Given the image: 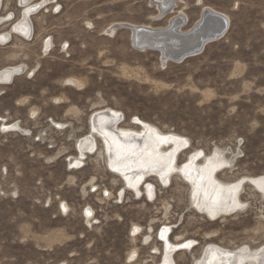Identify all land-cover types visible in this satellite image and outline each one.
I'll use <instances>...</instances> for the list:
<instances>
[{"label":"rangeland","instance_id":"rangeland-1","mask_svg":"<svg viewBox=\"0 0 264 264\" xmlns=\"http://www.w3.org/2000/svg\"><path fill=\"white\" fill-rule=\"evenodd\" d=\"M57 4V14L49 4L34 14L32 39L12 36L0 45V68L26 66L0 84V118L30 131L0 133V264H156L154 247L163 245L157 229L164 225L172 227V243L195 240L190 250L174 254L175 264H193L209 243L229 249L264 245V0H179L160 19L153 0ZM3 5L15 8L14 0ZM203 6L227 14L228 28L181 62L162 63L157 50L134 47L128 27L107 33L117 22L165 27L178 9L187 30ZM8 23L0 33H12ZM70 77L82 85H69ZM98 107L121 111L123 127L138 117L185 140L177 151L179 168L166 182L145 178L154 186L151 199L145 184L129 187L99 154L98 139L93 151L79 154L84 167L67 169V159L78 157V142L94 136L90 114ZM52 120L65 128L56 130ZM187 162L214 168L217 179L236 190L234 207L216 219L200 212L184 176ZM92 186L115 198L90 193ZM90 206L96 224L84 221Z\"/></svg>","mask_w":264,"mask_h":264},{"label":"bare ground","instance_id":"bare-ground-1","mask_svg":"<svg viewBox=\"0 0 264 264\" xmlns=\"http://www.w3.org/2000/svg\"><path fill=\"white\" fill-rule=\"evenodd\" d=\"M15 1L17 2L18 0ZM19 2L22 3L23 6L19 10L18 16H16L12 10L6 11L7 13L5 15L0 14V26L8 22V24H11L12 26V28L11 26L8 28V30L11 28V34H9V32L0 33L1 42L8 43L12 36L13 39L18 38L21 35L29 37L31 35L30 25L33 21L32 18L34 17V14L38 12V8L47 9L48 7H53V3H56L57 1L19 0ZM153 2H155L157 5L160 19L165 14L173 11L175 7H177L179 0H153ZM2 4L3 0H0V10ZM47 4H49V6L45 8ZM207 13L214 14L215 18L207 21L208 25L206 33L203 32L204 34L190 35L195 27L200 26L205 14ZM185 16L186 15L183 10L178 9V11H176V13L169 19L168 25L165 27L135 25L127 22L112 23L109 25L107 33L112 34L119 27H128L130 30H132V43L140 50H157L161 56L162 63H164L168 60L177 61L176 59L180 56L182 58L184 56L182 54L185 53L181 52L187 51V56L193 55L188 53V51L194 50L193 52H197L199 49L202 50L207 41V36H209L211 33L217 34L221 32V34H225L228 28L227 14L211 7L206 8L203 6L197 21H195L192 27L187 30L182 28V23L185 19ZM14 18L16 19L13 22ZM2 27L3 26L0 28ZM143 28L159 33L151 34L147 32L135 31L137 29ZM0 31L2 32L3 30ZM14 34L18 35V37H15ZM186 35L189 37L183 39V36ZM62 43L60 44V48L64 50V44ZM48 44L49 42L45 43V46L47 47ZM25 67L26 66L24 63H19L0 68V84H9L12 81L14 75L22 72ZM34 71H32V73H34ZM28 72H30V70H28L27 73ZM66 81H68L69 85L74 84L76 87L82 85L80 84L81 80H77L76 78L70 77ZM120 112L111 107H98L94 109V111L90 114L89 132L93 133L92 131L94 130L95 134L94 136L91 134L86 135L78 142V157H74L76 161H74L73 158V161L71 162L76 165L84 164L83 161L86 158L79 156V154L84 155L93 151L95 149V144H97L96 139H98L101 142L100 149L97 147L99 149V154H106V159L109 165L115 168L117 171L116 173H118L123 178L129 187L133 186L136 189L137 186H134V183H142V185L145 184V194H149L147 197L151 199L154 196H151L152 192H154V186L153 184L151 185L148 183L145 178L148 176H156L161 181L166 182L172 173L179 168L176 163V157L178 153L177 151L181 149L185 140L171 135H166L153 126V124L142 121L138 117L133 119L134 121L131 122L132 126L123 127L121 124ZM52 122L63 125L61 122H54L53 120ZM135 124H140V126L137 127ZM3 126L13 130H26L25 128H22L17 122H4ZM169 142L171 143V146L169 148H164L163 145ZM189 160L187 161L189 162ZM191 161L193 162V160ZM207 161L208 160H206V162ZM218 161H221V159ZM189 163L186 167L187 170L185 171L184 176L187 177L186 181L189 183L190 188L193 189L196 208L202 213L205 212L209 216H213V218L221 212L223 214L229 209L233 208V197L236 190L228 189L229 184L227 182L217 179L214 168H208L205 170V165L202 166L201 162H194V165L193 163ZM224 167H229V164L224 165L223 168ZM137 191L140 192L139 189ZM63 205L66 206L65 203H63ZM91 211V208L86 210V212ZM133 228L138 227L134 225ZM171 228L169 229V227L164 225L161 227V229H157V238L161 243H163V245L161 248L156 246L154 247L156 251H154L153 254L159 255V260L156 262V264H175L174 254L179 251V249L190 250V248L194 246L195 240L193 242V240L190 239L182 243L170 242L168 235L171 232ZM183 245L189 246L184 247ZM135 253L136 251L132 250L128 257H132ZM193 264H264V245L256 248L240 246L229 249L223 247L222 245L218 246L215 245V243H209L206 247L202 248L201 254L199 257L197 256V258H195Z\"/></svg>","mask_w":264,"mask_h":264},{"label":"built area","instance_id":"built-area-1","mask_svg":"<svg viewBox=\"0 0 264 264\" xmlns=\"http://www.w3.org/2000/svg\"><path fill=\"white\" fill-rule=\"evenodd\" d=\"M57 0H55V2H56ZM14 2H15V8L12 10V9H9V10H12L14 13H16V11H19L21 8H22V6H23V4L22 3H20L19 2V0L16 2L15 0H14ZM5 5V4H4ZM5 8V6L3 7V11L5 12V11H8V10H6V8ZM49 8H51V12L53 13V14H57L59 11H60V5L59 4H57V2L56 3H53V7H49ZM41 9V8H40ZM39 8H38V10L37 11H39L40 10ZM41 11V10H40ZM39 11V12H40ZM38 12V13H39ZM19 13V12H18ZM16 15V14H15ZM31 35L29 36V37H25L24 35H21V34H19V35H21L20 37H18V38H20V39H23V40H25V41H28V40H30V39H32V37H33V32H34V23H33V21H32V23H31ZM7 44V42H1L0 41V45H6ZM46 50H47V52L48 51H51L52 49L50 48V46H49V44H48V46L46 47ZM25 70V69H24ZM23 70V71H24ZM23 71L21 72V73H23ZM21 73H18V75L19 74H21ZM17 76V75H16ZM15 76V77H16ZM28 77H30V76H33V73L32 72H28V75H27ZM0 121H1V125H0V133H10V132H16V133H18L19 135H22V136H28V134L29 133H27V132H30L27 128H25L26 130L25 131H21V130H13V129H10V128H6V127H4L3 126V123L4 122H8V120L7 119H5V118H0ZM12 122H17L18 124H19V122L18 121H12ZM52 122V121H51ZM9 123V122H8ZM20 125V124H19ZM52 125H53V127L56 129V130H62V129H64L65 128V126H64V123H63V125H59V124H55V123H53L52 122ZM21 126V125H20ZM22 127V126H21ZM22 128H24V127H22ZM30 135H31V133H30ZM34 140L35 141H41V139H42V137H41V135L40 134H35L34 135ZM76 156V155H75ZM75 156H71L70 158H68L67 159V169L68 170H77V169H81L82 167H84V164H81V165H76V164H74L73 162H71V161H73V158L75 157ZM85 163V162H84ZM102 188H100L99 186H92V187H89V192L90 193H95V194H97L98 192H100L101 193V195H102V197L103 198H107V197H110V198H115L114 196H113V194L111 193V191H109L108 189H106V188H104V189H102ZM105 193H107V195L105 194ZM110 193V194H109ZM147 199L149 200V198L147 197ZM117 200H119V201H121V199H117ZM64 203V202H63ZM66 204V203H65ZM65 206L62 204V205H60V212L61 213H64V212H66V209L64 208ZM67 207V206H66ZM92 208V207H91ZM84 211H85V208H84ZM86 212V211H85ZM95 215H96V211L92 208V212H90V215H89V212H86L85 213V215H83V218H84V221H86L87 222V220H90V219H92L93 217H95ZM93 222H92V224H96V223H98V220H96V219H93L92 220ZM95 221H97V222H95ZM91 222V221H90ZM136 255V254H135ZM134 257V256H133ZM132 261H134V258L132 259Z\"/></svg>","mask_w":264,"mask_h":264},{"label":"water","instance_id":"water-1","mask_svg":"<svg viewBox=\"0 0 264 264\" xmlns=\"http://www.w3.org/2000/svg\"><path fill=\"white\" fill-rule=\"evenodd\" d=\"M219 16V15H218ZM220 17V16H219ZM215 17H214V14H209V13H207V14H205V17H204V19H203V21H202V23L200 24V26H198V27H195L194 29H193V31H192V33H190V35H198V34H204L203 32H205L206 33V31H207V25H208V22L207 21H209L210 19H214ZM218 19V18H217ZM219 19H221V18H219ZM221 20H223V19H221ZM223 21H225V20H223ZM136 32H147V33H151V34H157V33H159V32H154V31H152V30H147V29H145V28H143V29H137V30H135ZM135 32V33H136ZM189 35V34H188ZM188 35H186V36H183L184 38L183 39H185V38H188L189 36ZM224 34H221V32L220 33H217V34H210L209 36H207L206 38H207V41H206V43L205 44H207V43H209V42H212V41H215V40H217V39H219V38H221L222 36H223ZM134 45V44H133ZM134 47H136V45H134ZM203 50V49H202ZM201 49H199V50H197V52H193V51H188V53H190V54H199L201 51H202ZM187 52V51H186ZM186 52H181V53H185V54H182V55H184L182 58H181V56L179 57V58H177L176 60L177 61H179V62H181V61H183L185 58H186Z\"/></svg>","mask_w":264,"mask_h":264},{"label":"snow or ice","instance_id":"snow-or-ice-1","mask_svg":"<svg viewBox=\"0 0 264 264\" xmlns=\"http://www.w3.org/2000/svg\"><path fill=\"white\" fill-rule=\"evenodd\" d=\"M90 27H91V25H90ZM106 195H107V193H105ZM89 215H90V213H89ZM136 231H139V229H137ZM184 247H188L189 245H183Z\"/></svg>","mask_w":264,"mask_h":264},{"label":"clouds","instance_id":"clouds-1","mask_svg":"<svg viewBox=\"0 0 264 264\" xmlns=\"http://www.w3.org/2000/svg\"><path fill=\"white\" fill-rule=\"evenodd\" d=\"M144 194H145V192H144ZM146 195V194H145ZM147 196V195H146Z\"/></svg>","mask_w":264,"mask_h":264}]
</instances>
